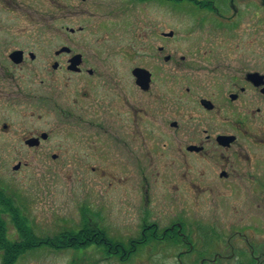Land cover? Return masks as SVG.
I'll use <instances>...</instances> for the list:
<instances>
[{
    "label": "flooded vegetation",
    "instance_id": "flooded-vegetation-1",
    "mask_svg": "<svg viewBox=\"0 0 264 264\" xmlns=\"http://www.w3.org/2000/svg\"><path fill=\"white\" fill-rule=\"evenodd\" d=\"M0 12V155L85 173L80 227L57 246L93 247L100 263L178 247L179 264L264 247V0H0Z\"/></svg>",
    "mask_w": 264,
    "mask_h": 264
},
{
    "label": "rangeland",
    "instance_id": "rangeland-1",
    "mask_svg": "<svg viewBox=\"0 0 264 264\" xmlns=\"http://www.w3.org/2000/svg\"><path fill=\"white\" fill-rule=\"evenodd\" d=\"M1 18H4L0 12ZM19 162L22 167L14 170ZM53 163L50 156L44 155H0V189L14 199V205L19 208L21 217L29 225L33 234L44 241L43 245L24 250L16 264H179L177 256L182 251L178 247H150L141 249L130 262L124 263L118 259L100 263V251L93 247L74 250L72 247L53 248L49 238L58 235L69 224L80 227L79 207L76 202L82 195L84 172H61L50 168ZM0 218L6 222L9 239L15 240L18 232L11 215L2 211ZM70 227V226H69ZM48 242V243H45ZM59 247V246H56ZM263 248V249H262ZM203 249H210L204 247ZM238 258L224 264H235L237 259L249 261L253 258L264 264V247H254V254L249 247H238ZM184 250V249H183ZM219 251V250H218ZM215 252H212V256ZM196 253H185L181 257L185 261L195 257ZM227 254H230V250ZM101 258V257H100ZM101 261H107L102 260ZM0 254V264H2ZM199 264V263H198Z\"/></svg>",
    "mask_w": 264,
    "mask_h": 264
},
{
    "label": "trees",
    "instance_id": "trees-1",
    "mask_svg": "<svg viewBox=\"0 0 264 264\" xmlns=\"http://www.w3.org/2000/svg\"><path fill=\"white\" fill-rule=\"evenodd\" d=\"M14 202L15 201L11 195L6 194L0 189V207L2 208V211L11 215V219L18 232L15 240L9 239L7 235L6 222L3 218H0V254L2 256V264H16L19 259V255L24 250L33 249L44 244L42 239L33 234L29 225L21 217V213H19L20 210L14 205ZM49 241L53 248H64L56 246L65 245L66 243L63 235L57 238H49ZM72 248L78 249V247Z\"/></svg>",
    "mask_w": 264,
    "mask_h": 264
},
{
    "label": "water",
    "instance_id": "water-1",
    "mask_svg": "<svg viewBox=\"0 0 264 264\" xmlns=\"http://www.w3.org/2000/svg\"><path fill=\"white\" fill-rule=\"evenodd\" d=\"M20 168V164H17L16 166H14V170H19Z\"/></svg>",
    "mask_w": 264,
    "mask_h": 264
}]
</instances>
